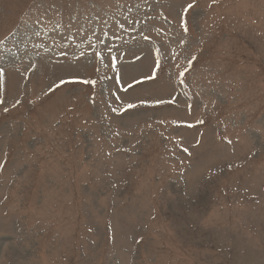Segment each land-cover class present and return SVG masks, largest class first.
<instances>
[{"label":"rangeland","instance_id":"374dc122","mask_svg":"<svg viewBox=\"0 0 264 264\" xmlns=\"http://www.w3.org/2000/svg\"><path fill=\"white\" fill-rule=\"evenodd\" d=\"M0 264H264V0H0Z\"/></svg>","mask_w":264,"mask_h":264}]
</instances>
